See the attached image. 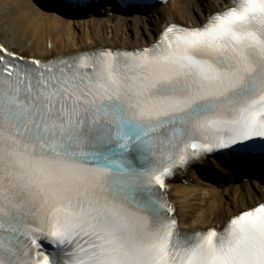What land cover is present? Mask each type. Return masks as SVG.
<instances>
[{"label": "snow or ice", "instance_id": "snow-or-ice-1", "mask_svg": "<svg viewBox=\"0 0 264 264\" xmlns=\"http://www.w3.org/2000/svg\"><path fill=\"white\" fill-rule=\"evenodd\" d=\"M205 7L131 50L0 39V264H264V203L182 229L166 183L223 150L264 155V0Z\"/></svg>", "mask_w": 264, "mask_h": 264}, {"label": "bare ground", "instance_id": "bare-ground-1", "mask_svg": "<svg viewBox=\"0 0 264 264\" xmlns=\"http://www.w3.org/2000/svg\"><path fill=\"white\" fill-rule=\"evenodd\" d=\"M222 2L226 0H215L217 4ZM207 3L208 0H204V8L199 10V16L191 11L189 0H168L162 7H155L152 11L148 9L132 12L133 14L113 9L105 17L91 12L90 19L85 20L86 27L78 32L72 26L78 21L75 20L76 16L82 15L80 11L63 8L59 12L58 7L50 0H0V39L17 51L41 57L61 54L62 50L72 53L96 47L140 48L155 42L157 32L167 23L169 14L173 15L175 22L189 27L199 25L206 16ZM146 16L156 18L152 29L145 33L147 35L131 36L122 32L120 23L123 20L138 22ZM213 163L218 169L222 168L217 161ZM238 168L241 169L242 166ZM210 169L209 164H206L199 182L211 186L216 178L221 177L218 172L209 173ZM195 171L190 169L170 182L171 199L178 209L181 225L187 229H207L213 223L223 224L240 211L264 201V181L247 177L249 172L263 174L264 167L242 168V176L249 182L231 179L230 185L220 183L218 191L209 189L204 198L198 196L197 187L202 183H192L198 178ZM196 199L200 203L197 209L202 210L199 215L195 214Z\"/></svg>", "mask_w": 264, "mask_h": 264}, {"label": "rangeland", "instance_id": "rangeland-1", "mask_svg": "<svg viewBox=\"0 0 264 264\" xmlns=\"http://www.w3.org/2000/svg\"><path fill=\"white\" fill-rule=\"evenodd\" d=\"M189 2H190L191 11L194 13L195 16L196 15L199 16L200 11H202V9L204 8V0H189ZM101 15L107 17L110 14L104 13ZM76 19L78 21L74 22L72 28L79 32L83 28L86 27L87 23L85 22V20L90 19V15L86 14V15H83L82 17H76L75 20ZM155 21H156L155 17L146 16L144 19L138 22H133L131 20H123V22L120 23L121 24L120 27H121L122 32H124L127 35H131V36H135V34L147 35L145 33L149 32L152 29V27L155 24ZM196 176H198V173L196 174ZM194 177H195V174H194ZM199 180H200V177L198 178L196 177V179L192 181V183H197V182L202 183L200 184L201 186L197 187L199 189L198 196L200 198H204L208 190L211 188H213L216 191L220 190V188L217 185L213 184L210 186L209 184H204L203 182H199ZM245 182H248V181H245ZM193 188H196V187L193 186ZM194 206L196 207L195 214L196 215L201 214L202 210L197 209L198 207H200V203L197 199H196V202L194 203Z\"/></svg>", "mask_w": 264, "mask_h": 264}]
</instances>
